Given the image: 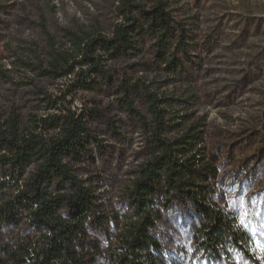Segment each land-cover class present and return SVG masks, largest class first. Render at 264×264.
<instances>
[{
  "label": "rangeland",
  "instance_id": "374dc122",
  "mask_svg": "<svg viewBox=\"0 0 264 264\" xmlns=\"http://www.w3.org/2000/svg\"><path fill=\"white\" fill-rule=\"evenodd\" d=\"M125 0H0V117L13 111L27 125L31 116L57 113L43 99L60 97L76 80L40 77L50 53L71 47L67 32L111 36L122 22L117 7ZM174 18L189 30L191 62L180 80L168 83L153 68V41L137 55L107 62L112 82L96 80L68 97L72 109H93L99 120L89 124L95 139L92 158L77 166L78 176L95 191L106 230L92 231L102 247L115 243L114 218L128 213L127 195L134 171L148 153L147 135L127 110L120 85H138L128 99L148 119L144 88L173 98L167 118L202 131L204 147L216 158L211 180L213 202L241 218L257 253L264 257V0H172ZM141 94V95H140ZM182 117V119L178 118ZM172 123V122H171ZM170 123V124H171ZM154 228L166 262L185 264L192 244V222L184 206L173 201ZM30 230L25 220L0 233V246L17 244Z\"/></svg>",
  "mask_w": 264,
  "mask_h": 264
},
{
  "label": "trees",
  "instance_id": "16d2710c",
  "mask_svg": "<svg viewBox=\"0 0 264 264\" xmlns=\"http://www.w3.org/2000/svg\"><path fill=\"white\" fill-rule=\"evenodd\" d=\"M171 1H122L116 11L122 22L111 36L67 32L71 47L52 51L48 67L38 72L76 79L60 97L43 99L57 113L31 116L27 125L15 111L0 117V233L23 220L31 232L14 246H0V264H175L166 262L153 233L173 201L192 216L186 227L192 252L185 254V264H264L248 230L213 202L216 158L202 145V131L195 125L169 137L180 126L167 118L166 107L175 99L160 98L145 87L147 119L128 99L138 85L123 83L120 89L128 112L147 135L148 153L134 171L128 213L122 223L114 218L115 243L102 247L91 235L106 230L109 221L99 214L95 191L78 176L77 166L92 158L95 139L89 124L100 116L93 109L73 110L68 97L97 79L112 82L106 63L139 54L145 40L153 41V68L168 83L180 80L194 44L174 18Z\"/></svg>",
  "mask_w": 264,
  "mask_h": 264
},
{
  "label": "snow or ice",
  "instance_id": "6c2138e0",
  "mask_svg": "<svg viewBox=\"0 0 264 264\" xmlns=\"http://www.w3.org/2000/svg\"><path fill=\"white\" fill-rule=\"evenodd\" d=\"M247 213H245L244 217L241 218V225L244 227H248V224L245 222Z\"/></svg>",
  "mask_w": 264,
  "mask_h": 264
}]
</instances>
